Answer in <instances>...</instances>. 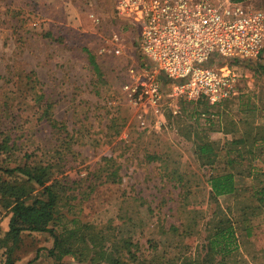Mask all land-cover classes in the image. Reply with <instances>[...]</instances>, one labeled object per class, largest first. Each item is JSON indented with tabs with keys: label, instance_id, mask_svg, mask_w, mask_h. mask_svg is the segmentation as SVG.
<instances>
[{
	"label": "rangeland",
	"instance_id": "rangeland-1",
	"mask_svg": "<svg viewBox=\"0 0 264 264\" xmlns=\"http://www.w3.org/2000/svg\"><path fill=\"white\" fill-rule=\"evenodd\" d=\"M117 1L0 0V142L6 137L10 146L2 155L21 159L28 151V162L54 163L56 210L65 225L56 228L66 237L71 220L81 224L65 244L68 253L53 257L47 253L53 247L49 233L24 231L18 244L0 248V264L9 248L16 264H113L126 260V245L152 260L147 264H199L216 220L222 213L239 217L238 209L252 203V189L264 186V175L253 179L257 167L264 172L260 163L251 175L240 173L235 194L213 198L208 184L230 158L246 166L248 151L257 153L251 143L254 134L264 133V58L213 51L198 65L235 69L237 92L209 104L171 99L165 86L162 115L148 113L142 126L122 88L128 67L138 65L139 22L119 16ZM240 2L264 10V0ZM47 31L63 42L49 40ZM114 33L123 43L119 54L111 50ZM81 46L96 54L103 79L93 78ZM206 140L217 152L212 164L197 152ZM21 179L24 195L40 196L37 184ZM8 217L0 207L2 237ZM252 224L249 237L239 236L237 250L215 259L264 264V214Z\"/></svg>",
	"mask_w": 264,
	"mask_h": 264
},
{
	"label": "built area",
	"instance_id": "built-area-1",
	"mask_svg": "<svg viewBox=\"0 0 264 264\" xmlns=\"http://www.w3.org/2000/svg\"><path fill=\"white\" fill-rule=\"evenodd\" d=\"M119 16L139 22L137 46L149 66L131 64L122 88L140 125L147 114L162 115L160 75L169 80L168 97L215 104L237 92L239 75L229 65H198L213 51L227 57L256 58L264 44V10L233 0H118ZM111 50L121 53L113 34ZM182 80V81H180Z\"/></svg>",
	"mask_w": 264,
	"mask_h": 264
},
{
	"label": "trees",
	"instance_id": "trees-1",
	"mask_svg": "<svg viewBox=\"0 0 264 264\" xmlns=\"http://www.w3.org/2000/svg\"><path fill=\"white\" fill-rule=\"evenodd\" d=\"M117 17L119 16L117 15ZM44 36L52 41L59 43L63 42L60 36H55L50 31H47ZM80 48L85 54L86 62L91 70L93 78L95 80L103 79L100 66L95 56L96 54L86 46H81ZM136 56L138 58L139 66L150 65L149 61L143 59L139 50L137 51ZM256 58H264V44ZM30 81L34 82V79L31 78ZM159 81L165 92L167 90L166 87L168 88V85L165 84L166 82H169L168 78L160 75ZM94 85L97 91L96 83H93V86ZM226 99L228 98H225L220 102L225 101ZM199 100L206 101L204 97H200L195 101ZM220 102L215 104H219ZM46 105L48 107L50 104ZM50 121L52 122V120ZM262 126L264 129V123ZM5 139L6 137L2 138L0 142V207L8 210L9 217L7 230L3 237L0 236V248H8V242H11V246L18 244L17 242L20 239V235L24 231H36L47 232L53 238V247L47 251L48 254L57 257L60 252L68 253L70 250L68 247H65V244L69 243V240L74 235L77 236L76 231L81 224L76 220H71L73 227L68 228L69 230L66 237L61 235V232L56 228L60 225H65L62 224L56 210L59 195L56 179L52 178L53 167L55 164H52L51 162H41L40 160L28 162V159H32V153H29L28 151H25L21 159H16L17 155L12 153L2 155L7 148L8 151L10 148ZM237 139L238 143L242 145L245 144L246 139L244 137H239ZM12 144H14V141H12ZM251 144L257 145L255 148L257 153L252 150L248 151L251 156H246V166L241 165L243 162H236V158L233 157L229 159V166L226 167L227 169L224 167L222 170L213 171L209 175L208 184L211 197L217 198L220 196L235 194L239 188L240 179H243V176L238 177L240 173L243 172V174L246 173L249 176L252 174L251 170H254L258 163L264 164V133H262L261 136L254 134ZM228 151L229 150L226 152ZM197 152L201 157H205L207 164H212L216 159L217 152L213 143L209 140L200 143ZM243 153L244 152H239V157H243ZM234 162H236V164H234ZM11 163L13 165H10ZM234 168H237L238 172H235ZM109 174L113 175L114 170ZM259 175H264V172L257 167L256 171L253 173V179L256 180ZM21 177H25L27 181H32L37 184L41 189L40 196H32L28 198V195H24L22 193L23 181L21 182ZM250 198L252 201L251 204L243 205L238 209L240 212V218L237 215H233L232 218H230L227 214L222 213V216L216 220L206 235L205 246L207 250L205 257H203L199 264H221L220 260L217 261L215 259V254H220L221 258L231 254L239 247V236L244 235L249 237L251 235V230L254 229V225L252 224L253 219L260 214H264V186L253 188ZM214 214H216V211ZM9 249L4 264H16ZM125 249L126 254H128L126 260L117 258L113 264H129V262H134L135 264H147L148 262H152V260L146 261V258L144 257L140 258L135 256L134 253L130 252L128 245L125 246ZM25 264H31V261H28Z\"/></svg>",
	"mask_w": 264,
	"mask_h": 264
},
{
	"label": "crops",
	"instance_id": "crops-1",
	"mask_svg": "<svg viewBox=\"0 0 264 264\" xmlns=\"http://www.w3.org/2000/svg\"><path fill=\"white\" fill-rule=\"evenodd\" d=\"M139 33V32H138ZM137 39H138V36H137Z\"/></svg>",
	"mask_w": 264,
	"mask_h": 264
}]
</instances>
